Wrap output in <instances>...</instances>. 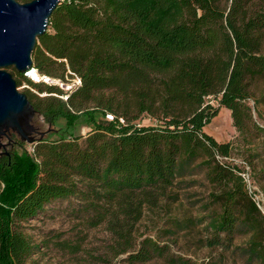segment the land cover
<instances>
[{"label": "trees", "instance_id": "trees-1", "mask_svg": "<svg viewBox=\"0 0 264 264\" xmlns=\"http://www.w3.org/2000/svg\"><path fill=\"white\" fill-rule=\"evenodd\" d=\"M32 62L53 78L42 67L57 62L80 84L64 101L57 86L32 84L7 69L17 86L46 93L23 91L43 123L64 120L68 137L27 144L12 134L1 152L0 264H27L38 246L22 223L68 199L88 214L89 227L106 226L117 252L133 248L129 264L155 258L191 264L151 238L134 250L133 233L143 210L157 208L178 179L194 172L211 188L208 215L174 220L172 228L204 225L206 247L264 264V215L247 185L250 166L229 162L237 147L203 130L223 107L244 146L264 136L248 104L253 83L264 80V0H62ZM210 97L217 108L206 102ZM142 115L159 124L137 127ZM81 125L90 128L84 136L75 133ZM236 236L248 240L235 245ZM54 244L69 253L80 249Z\"/></svg>", "mask_w": 264, "mask_h": 264}, {"label": "rangeland", "instance_id": "rangeland-1", "mask_svg": "<svg viewBox=\"0 0 264 264\" xmlns=\"http://www.w3.org/2000/svg\"><path fill=\"white\" fill-rule=\"evenodd\" d=\"M17 1L24 3L21 0ZM42 69L56 79H60L63 74L64 78L70 77L67 72H63L62 65L57 62H44ZM17 89L20 92L26 90L22 88L21 83ZM251 91L253 97L248 104L252 109L253 121L264 128V80H256ZM206 102L215 108L218 107L217 101L211 97L207 98ZM64 123L61 119L56 125L48 126L39 118L35 126L39 127L40 131L51 129L46 133L45 139L54 140L59 136L68 137L62 131ZM136 124L137 127H147L155 126L159 122L148 115H142ZM89 130L88 126L81 125L75 133L84 136ZM203 130L217 142H231L237 147L228 161L239 166H243V161L249 164L250 168L245 167L250 176L248 179V174L245 175L247 185L264 215V136L255 138L253 144L244 146L242 137L233 127L230 112L223 107L219 108L217 116ZM251 148H254V152L250 151ZM28 149H32V146L29 145ZM252 155L257 157L253 158ZM210 190V185L201 172H194L190 176L178 179L173 188L168 190L169 199H161L155 209L143 210L133 233V243L136 245L134 250L144 238H151L160 245H167L173 256L182 257L191 264H247L245 257L238 252L226 251L220 247H206L204 225L179 231L172 228L174 220L184 223L185 220L195 221L207 216L205 204ZM87 217L88 214L80 210L78 201L68 199L55 201L41 215L22 223L24 233L38 246L27 264H129L126 259L133 248L125 253L117 252L113 248V236L106 226L101 224L89 227L86 223ZM55 240L77 244L80 249L77 253L60 250L54 244ZM247 240V236H236L233 243L241 245ZM135 264L167 263L164 259L155 258Z\"/></svg>", "mask_w": 264, "mask_h": 264}, {"label": "water", "instance_id": "water-1", "mask_svg": "<svg viewBox=\"0 0 264 264\" xmlns=\"http://www.w3.org/2000/svg\"><path fill=\"white\" fill-rule=\"evenodd\" d=\"M61 1L0 0V154L12 134L21 142L32 144L51 131H40L35 126L40 116L6 70L13 68L23 74L32 67L37 40L46 32L48 19ZM5 139L7 143L3 142Z\"/></svg>", "mask_w": 264, "mask_h": 264}, {"label": "built area", "instance_id": "built-area-1", "mask_svg": "<svg viewBox=\"0 0 264 264\" xmlns=\"http://www.w3.org/2000/svg\"><path fill=\"white\" fill-rule=\"evenodd\" d=\"M67 73L70 77L65 76L64 79H56V78L47 76L43 73H40L37 70V68L32 66L29 70H27L26 72H24L21 75L23 76L22 78L24 80L30 81L32 84H36V85L44 84V85H49V86H51V85L57 86L62 91V94L59 95L58 97L64 101H66V99H67L68 95L71 93V91L80 84V79L76 75L71 74L68 70H67ZM21 84H22V88L30 90L31 92L35 93L39 97L46 96L45 92H40L36 88H33V87L25 84L24 82H22ZM55 96H57V95H55ZM106 119L108 121H112L113 117L110 115H107Z\"/></svg>", "mask_w": 264, "mask_h": 264}, {"label": "flooded vegetation", "instance_id": "flooded-vegetation-1", "mask_svg": "<svg viewBox=\"0 0 264 264\" xmlns=\"http://www.w3.org/2000/svg\"><path fill=\"white\" fill-rule=\"evenodd\" d=\"M37 128H39V127H37ZM40 129V128H39ZM45 137V136H44ZM4 141H6V139L4 140Z\"/></svg>", "mask_w": 264, "mask_h": 264}]
</instances>
